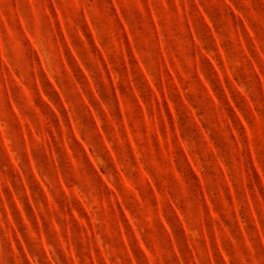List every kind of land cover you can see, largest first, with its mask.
<instances>
[{"label":"rangeland","instance_id":"rangeland-1","mask_svg":"<svg viewBox=\"0 0 264 264\" xmlns=\"http://www.w3.org/2000/svg\"><path fill=\"white\" fill-rule=\"evenodd\" d=\"M0 264H264V0H0Z\"/></svg>","mask_w":264,"mask_h":264}]
</instances>
